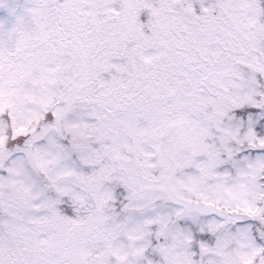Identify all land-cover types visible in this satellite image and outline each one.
<instances>
[{
	"label": "snow or ice",
	"instance_id": "1",
	"mask_svg": "<svg viewBox=\"0 0 264 264\" xmlns=\"http://www.w3.org/2000/svg\"><path fill=\"white\" fill-rule=\"evenodd\" d=\"M0 264H264V0H0Z\"/></svg>",
	"mask_w": 264,
	"mask_h": 264
}]
</instances>
